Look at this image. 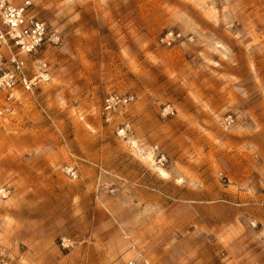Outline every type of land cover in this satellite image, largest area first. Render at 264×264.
<instances>
[{"label":"rangeland","instance_id":"rangeland-1","mask_svg":"<svg viewBox=\"0 0 264 264\" xmlns=\"http://www.w3.org/2000/svg\"><path fill=\"white\" fill-rule=\"evenodd\" d=\"M33 1L62 43L24 57L29 78L40 63L49 73L33 97L7 102L0 89V185L12 199H0V264H113L130 237L120 221L150 223L154 232L142 230L153 237L171 224L225 229L233 219L260 248L264 0ZM167 30L181 40L163 44ZM112 92L134 96L133 117L105 119ZM100 199L110 214L97 213Z\"/></svg>","mask_w":264,"mask_h":264},{"label":"crops","instance_id":"crops-1","mask_svg":"<svg viewBox=\"0 0 264 264\" xmlns=\"http://www.w3.org/2000/svg\"><path fill=\"white\" fill-rule=\"evenodd\" d=\"M187 1L191 4L194 3L195 7H203L204 4V0ZM14 2L17 4L20 0H14ZM32 3V11L34 12L35 3L33 0ZM213 16L214 9L210 8L205 12L204 17L208 19ZM183 47H185L184 43L180 45L181 49ZM127 50L130 51L131 49L128 48ZM154 55L152 54V56ZM160 56L158 55V57ZM135 61L136 59L133 58L128 67L132 68L131 65L135 64ZM135 69H139V66L136 65ZM137 105L138 102L130 104L124 113L126 118L128 113H132L131 117L135 115L133 114V110L136 109ZM139 116L136 122H138V119H143L142 117L139 118ZM129 121L132 122L129 119L124 122ZM153 134L154 132L151 131L145 137L141 135V140H148ZM4 185H0V187ZM10 196L2 201L7 204L12 203ZM98 203L103 209L97 206L98 214H110L106 200L102 201L100 199ZM165 215L163 214V216ZM169 216V219L174 221L180 218H177L176 214L173 215V218H171V214ZM181 222L184 223L183 220ZM197 223L194 225L184 223V225L178 226L171 224L169 231L166 228L167 226H164L162 230H158L161 232V235L152 237L147 230H142V227L148 224V229L154 232L150 223L140 226L139 223L127 225L125 222L120 221L119 228L121 232L129 234L130 239L127 237L128 240L122 249L118 251L119 254L116 252V255H112L115 256L114 260L118 259L113 264L130 259H135L137 264H264V244L259 248L258 244L248 243L247 234H245L246 229H244V232H241L240 228L242 227L239 223L236 224L237 220L232 219L225 229H222L223 227L220 228L218 223H210L209 226ZM220 253L224 256L223 258L220 257Z\"/></svg>","mask_w":264,"mask_h":264},{"label":"built area","instance_id":"built-area-1","mask_svg":"<svg viewBox=\"0 0 264 264\" xmlns=\"http://www.w3.org/2000/svg\"><path fill=\"white\" fill-rule=\"evenodd\" d=\"M32 7V0H20L17 4L14 0H0V89L5 91L7 102L17 101L19 91L33 97L34 87L40 81L49 79L46 63H40L39 72L29 78L25 73L24 57L37 53L45 46L57 47L62 43L60 33L36 17ZM180 37V33L167 30L160 37V41L166 46H172L181 40ZM4 50H7L6 58L3 56ZM133 101L134 96L131 94L109 93L102 100L101 113L108 121L115 116L123 115ZM167 113L172 112L167 111ZM1 114L2 110H0ZM224 121L230 125L231 116H227ZM130 131L129 122H124L117 134L124 137ZM156 158L160 164L165 161L163 153H157ZM64 170L69 178L77 177L73 167L66 166ZM10 193L11 188L8 186L0 187L1 200L8 198ZM67 241L62 238L61 246L67 247ZM116 264H137V262L135 259H130Z\"/></svg>","mask_w":264,"mask_h":264},{"label":"bare ground","instance_id":"bare-ground-1","mask_svg":"<svg viewBox=\"0 0 264 264\" xmlns=\"http://www.w3.org/2000/svg\"><path fill=\"white\" fill-rule=\"evenodd\" d=\"M161 173H163V174H164L165 172L161 171Z\"/></svg>","mask_w":264,"mask_h":264}]
</instances>
